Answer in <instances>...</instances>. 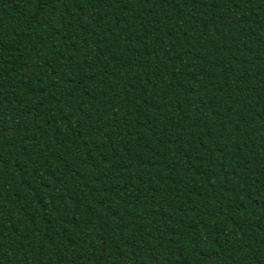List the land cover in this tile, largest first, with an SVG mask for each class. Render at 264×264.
Masks as SVG:
<instances>
[{
  "label": "trees",
  "instance_id": "obj_1",
  "mask_svg": "<svg viewBox=\"0 0 264 264\" xmlns=\"http://www.w3.org/2000/svg\"><path fill=\"white\" fill-rule=\"evenodd\" d=\"M0 264H264V0H0Z\"/></svg>",
  "mask_w": 264,
  "mask_h": 264
}]
</instances>
